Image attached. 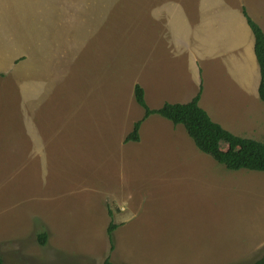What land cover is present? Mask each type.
Masks as SVG:
<instances>
[{"label":"rangeland","instance_id":"obj_1","mask_svg":"<svg viewBox=\"0 0 264 264\" xmlns=\"http://www.w3.org/2000/svg\"><path fill=\"white\" fill-rule=\"evenodd\" d=\"M242 8L264 33V0H0L3 264H252L264 255V173L226 170L158 115L125 141L143 117L135 85L150 109L184 104L200 70L212 120L264 140L257 62L231 41L251 37ZM204 21L224 24L227 75L187 41L182 24L193 35Z\"/></svg>","mask_w":264,"mask_h":264},{"label":"trees","instance_id":"obj_2","mask_svg":"<svg viewBox=\"0 0 264 264\" xmlns=\"http://www.w3.org/2000/svg\"><path fill=\"white\" fill-rule=\"evenodd\" d=\"M241 13L253 36V52L259 70L257 96L264 105V33L243 8ZM200 94L201 88L187 103H165L159 109H150L145 103L143 89L135 85L133 97L135 103L143 110V117L133 124L132 130L125 141L137 142L141 123L151 115H158L173 125L183 126L196 149L209 156L226 170L264 173V140L257 141L236 136L212 121L207 112L198 104ZM221 143L226 146V149L222 150L220 148ZM114 229L115 227L110 223L106 231L110 252L114 250L112 238ZM45 239V233L39 235L40 244H44ZM0 264H3L1 258ZM102 264L114 263L106 258ZM252 264H264V255L254 260Z\"/></svg>","mask_w":264,"mask_h":264},{"label":"crops","instance_id":"obj_3","mask_svg":"<svg viewBox=\"0 0 264 264\" xmlns=\"http://www.w3.org/2000/svg\"><path fill=\"white\" fill-rule=\"evenodd\" d=\"M236 19H238L237 16H236ZM244 23L246 24L245 19H244ZM195 25H197V26H195ZM182 26L187 28V41H188V43H189V38L191 36L194 37L195 44H197V47H196V45H194V42L190 43V45H193L194 47L198 48V50H199L198 53L201 55L199 57L200 60L202 62L203 61L208 62L207 61V57H214L217 62H220L219 63L221 65L220 69H222L223 73L227 75V73L225 71L228 69V66H227V53H228V50L225 47V43H226V41L229 38L225 37L224 24L223 23L222 24H207L204 21V22L201 23V26L198 29V31L193 33V35H191L190 32H189L190 26H189L188 22H187V25L186 24H182ZM192 26H195V28H197L198 24L196 22H193ZM206 26H215L217 28L215 30H213V31H208L206 29ZM246 26H247V24H246ZM247 28L249 29L248 26H247ZM249 31H250V29H249ZM250 33H251V31H250ZM232 39L234 40V42L237 45L236 46V50L244 51L247 54L246 56L249 57L250 60H255V57L251 56V55L254 54V52H253V44H252V47H251V50H250V41L252 43H254L252 33H251V37H250V35L247 32H245V33H233L232 36H231V41H232ZM188 43H187V45H188ZM197 76H199V77H197ZM197 76H196V78H197L196 81L200 82V84H201V93H202L203 85H202V80H201V70H200V73ZM197 86H199V85H197ZM198 89L199 88L196 89L197 92H198ZM168 90L169 89H165V91L163 93H167ZM163 99H166V97H164ZM191 99L192 98H187V102L190 101ZM201 100H202V98L199 99V103L198 104L204 110L205 108L202 105V102H200ZM164 101H166L164 103H168V102H170V103L171 102L172 103H183V102L171 101V100H164ZM206 111H207V114L210 117V114H209L207 109H206ZM211 120H212V118H211ZM239 134L241 136L240 135H236V136L243 137V138H251V139H254V140H257V138H255V137H257V135H258L256 131H251L249 134H247V132L245 134H242V133H239ZM234 135H235V133H234Z\"/></svg>","mask_w":264,"mask_h":264}]
</instances>
